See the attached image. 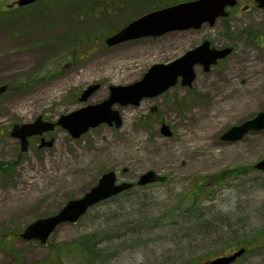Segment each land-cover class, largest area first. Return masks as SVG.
I'll use <instances>...</instances> for the list:
<instances>
[{
  "label": "rangeland",
  "instance_id": "obj_1",
  "mask_svg": "<svg viewBox=\"0 0 264 264\" xmlns=\"http://www.w3.org/2000/svg\"><path fill=\"white\" fill-rule=\"evenodd\" d=\"M132 1L44 0L0 21V84L11 87L0 99V264H203L240 246L247 252L233 264H264V170L254 167L264 130L221 139L264 110V9L241 0L214 25L107 45L155 4L182 0ZM206 39L234 50L208 75L196 65L193 87L179 81L139 105H113L119 127L102 123L78 138L57 127L44 135L51 147L32 137L27 152L11 134L40 115L57 121L102 102L112 85L137 82ZM93 83L100 88L81 102ZM150 169L167 180L138 186ZM110 170L135 186L59 225L46 243L20 236Z\"/></svg>",
  "mask_w": 264,
  "mask_h": 264
},
{
  "label": "water",
  "instance_id": "obj_2",
  "mask_svg": "<svg viewBox=\"0 0 264 264\" xmlns=\"http://www.w3.org/2000/svg\"><path fill=\"white\" fill-rule=\"evenodd\" d=\"M34 0H20L21 4H26ZM259 6L264 7V0H258ZM237 0H195L191 2L179 3L162 10L145 14L138 18L118 33L107 39L109 45L117 44L129 39L161 35L170 30H181L188 28H199L205 22L214 24L218 17L227 16V6H234ZM209 41H205L201 46L186 53V55L169 64H156L151 67L141 81L128 86H111L110 96L102 103L88 105L79 110L62 115L59 124L67 128L74 137H79L83 132L92 126H97L102 122L117 126L122 123L121 116L117 110L112 108L113 104L119 102L123 105L132 103L139 104L144 96H154L177 82L179 75L183 76V84H190L195 78L193 66L197 62H207L210 64L223 57L231 51V48L222 50H209ZM210 52H208V51ZM99 84L90 85L83 92L80 100L84 101L97 89ZM7 85H0V96L6 91ZM54 124L43 122L41 117L32 123L15 125L12 135L21 138L22 149L26 150L27 137L32 134H39L45 130L53 129ZM264 128V111L240 125L231 127L222 138L225 140H238L249 130ZM163 133L172 135V131L166 124L163 125ZM51 145L52 141L43 143ZM257 168L264 169V159L260 161ZM117 177L114 171H109L102 175L97 185L93 186L82 197L71 199L56 214L35 220L28 225L21 236L26 240L39 239L46 242L53 230L61 223L76 222L93 205L103 201L113 195L132 187L130 182L116 183ZM166 176L149 170L140 176L138 184L145 185L155 181H165ZM241 248L230 255L218 256L205 264H230L244 253Z\"/></svg>",
  "mask_w": 264,
  "mask_h": 264
},
{
  "label": "flooded vegetation",
  "instance_id": "obj_3",
  "mask_svg": "<svg viewBox=\"0 0 264 264\" xmlns=\"http://www.w3.org/2000/svg\"><path fill=\"white\" fill-rule=\"evenodd\" d=\"M10 1H15V0H10ZM7 5H9V8H8ZM33 5L34 4H28V5H24V6H19V5H16V2L13 5H11L10 3L8 4V2H6V0H0V21H6L8 19V17L11 18L13 15H15L19 11H27ZM8 20L10 21L11 19H8ZM175 33H178V32L177 31H173V32H169L166 35H174ZM213 68H211L209 71H205V75L210 74L212 72V69ZM189 87H193V84L191 86H189ZM44 119L49 120L47 118H44ZM55 127H56L55 130H56L57 129V126H55ZM33 137H38L39 140H41V138H42V136H33ZM52 139L55 140V138H52ZM30 141H31V139H29V146L31 144Z\"/></svg>",
  "mask_w": 264,
  "mask_h": 264
},
{
  "label": "bare ground",
  "instance_id": "obj_4",
  "mask_svg": "<svg viewBox=\"0 0 264 264\" xmlns=\"http://www.w3.org/2000/svg\"><path fill=\"white\" fill-rule=\"evenodd\" d=\"M203 144L205 145V141L202 143V145ZM209 145H211V144H209ZM194 162H199L200 164L203 163V161L201 159H199V158L195 159Z\"/></svg>",
  "mask_w": 264,
  "mask_h": 264
}]
</instances>
